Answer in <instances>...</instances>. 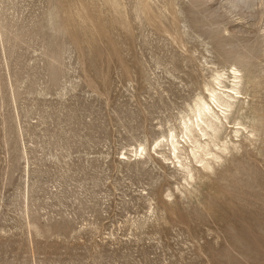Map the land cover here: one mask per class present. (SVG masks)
<instances>
[{"label":"rangeland","instance_id":"obj_1","mask_svg":"<svg viewBox=\"0 0 264 264\" xmlns=\"http://www.w3.org/2000/svg\"><path fill=\"white\" fill-rule=\"evenodd\" d=\"M0 264H264V0H0Z\"/></svg>","mask_w":264,"mask_h":264}]
</instances>
